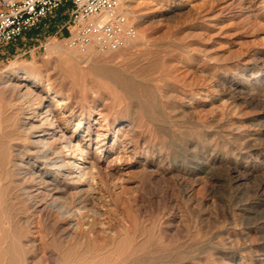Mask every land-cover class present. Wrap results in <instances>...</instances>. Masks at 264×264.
Instances as JSON below:
<instances>
[{
  "label": "rangeland",
  "instance_id": "1",
  "mask_svg": "<svg viewBox=\"0 0 264 264\" xmlns=\"http://www.w3.org/2000/svg\"><path fill=\"white\" fill-rule=\"evenodd\" d=\"M122 2L138 34L128 47L80 52L40 26L0 48L11 264H264V0ZM25 75L57 97L86 177L28 152L3 85Z\"/></svg>",
  "mask_w": 264,
  "mask_h": 264
},
{
  "label": "built area",
  "instance_id": "2",
  "mask_svg": "<svg viewBox=\"0 0 264 264\" xmlns=\"http://www.w3.org/2000/svg\"><path fill=\"white\" fill-rule=\"evenodd\" d=\"M122 0H0V48L24 39L40 26L66 34L72 48L113 51L131 45L136 26ZM40 47L46 48V43Z\"/></svg>",
  "mask_w": 264,
  "mask_h": 264
},
{
  "label": "bare ground",
  "instance_id": "3",
  "mask_svg": "<svg viewBox=\"0 0 264 264\" xmlns=\"http://www.w3.org/2000/svg\"><path fill=\"white\" fill-rule=\"evenodd\" d=\"M122 10H123V12H124L126 17H129L130 15H132L131 12L126 10L125 8H123ZM134 41H135V39H134ZM137 41H139V40H137ZM49 46L51 48H53V49L59 48L58 44H53V45L50 44ZM91 47L93 48V46H87V48H85V49L86 50L89 49V48L91 49ZM81 49H83V48H80V49L78 48V51L80 50V52H81ZM92 51H94V50H92ZM67 53H69L68 55H71L70 52H67ZM31 70L32 69H30L29 71H31ZM40 81H38L37 78H34L31 81V78H29L28 75L18 76L16 78H14V77L11 78L10 76H8V78L3 81L4 87L6 89H8L12 93L11 95L12 96L14 95L17 99H19V101H21L20 102L21 103V107L20 108L22 109V112L19 115L20 116V125H21L22 129L24 130V132L26 134V136H25L23 141H27L29 143V145L31 146V148H29L27 150H28V152L30 154L33 155L35 160H38L41 163V165L43 167V170L44 169H48V171L54 172L55 175H61V176L65 175V176L70 177V175H72V176L76 175V177H78L79 179L83 178V177H86L87 173L85 171V166L84 165L79 166L78 162H76V163H73V162H74V157H75V155L77 153L79 154L78 157H80L82 159L84 157L85 153L87 154L88 152H87V150H85L84 145L82 144V142L80 140L76 144H74V141L72 140V136L68 137L66 135L65 130L62 127L58 126L57 121L59 120V117H58L57 113L55 112L57 107L55 109L49 108V105L52 102V100L54 98H57V97L50 90H45L46 91L45 92L43 90V86H42V83ZM57 102H59L58 105H60V104L61 105H65V103H66L65 101L63 102L62 99L61 100H57ZM15 112H16V110H15ZM16 120H17V118H16ZM0 126H1V123H0ZM13 126H12V128H13ZM18 139L21 140V138H18ZM22 139H23V137H22ZM7 141H4V142H7ZM54 141L59 142V146L57 148H56V146L54 147L52 145V143ZM7 143H5V145ZM2 145H3V143H2ZM8 146H3V147L7 148ZM3 147L0 146V153L1 154H2V151H4L6 149L5 148L4 150H2ZM87 147H88V145H87ZM7 152H8V150L5 152V154ZM1 154H0V163L2 165L3 162L1 161V159L4 160L5 158H4V153H3V157L1 156ZM14 163H17V162H14ZM73 164H74V168H71L72 170H70L69 166H71ZM11 167H9V168H11ZM19 167H21V166H19ZM0 168H1V166H0ZM2 169H0V170H2ZM77 170H79V171L76 172ZM1 172H3V171H1ZM45 172L46 171H44L42 173H45ZM42 173L40 171L39 172L38 171H33V174L36 175L38 178H41V180L44 179V177H43L44 175ZM48 175H49V173H48ZM43 182H45V181H43ZM5 192H6V190H5ZM55 201H52V206L53 207H56L58 205L57 202H55ZM65 212H66V210H65ZM5 225H7V224H5ZM6 232H7V230H6ZM16 236L18 237V235H16ZM5 240L3 239L2 241H0V264H11L12 257L9 256L11 250H10V246L8 245V243L5 242Z\"/></svg>",
  "mask_w": 264,
  "mask_h": 264
}]
</instances>
